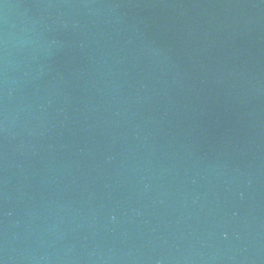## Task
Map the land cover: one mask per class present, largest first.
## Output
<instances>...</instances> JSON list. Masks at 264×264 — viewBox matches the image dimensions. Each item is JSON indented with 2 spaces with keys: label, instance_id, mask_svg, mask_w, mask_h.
Instances as JSON below:
<instances>
[{
  "label": "water",
  "instance_id": "water-1",
  "mask_svg": "<svg viewBox=\"0 0 264 264\" xmlns=\"http://www.w3.org/2000/svg\"><path fill=\"white\" fill-rule=\"evenodd\" d=\"M0 264H264V0H0Z\"/></svg>",
  "mask_w": 264,
  "mask_h": 264
}]
</instances>
